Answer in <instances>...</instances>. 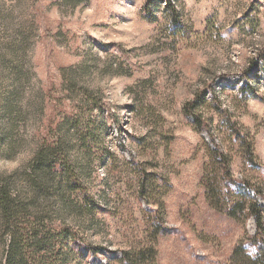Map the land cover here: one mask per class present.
Instances as JSON below:
<instances>
[{"label": "rangeland", "instance_id": "rangeland-1", "mask_svg": "<svg viewBox=\"0 0 264 264\" xmlns=\"http://www.w3.org/2000/svg\"><path fill=\"white\" fill-rule=\"evenodd\" d=\"M147 1L0 0V181L32 196L29 165L57 142L87 193L56 176L39 193L42 264H228L255 232L202 177L214 129L234 178L264 185V0H172L181 29Z\"/></svg>", "mask_w": 264, "mask_h": 264}, {"label": "trees", "instance_id": "trees-1", "mask_svg": "<svg viewBox=\"0 0 264 264\" xmlns=\"http://www.w3.org/2000/svg\"><path fill=\"white\" fill-rule=\"evenodd\" d=\"M163 11L170 20L171 27L181 29V19L177 7L172 0H160ZM153 0L145 5L146 14L153 16L151 8ZM193 101L186 106L185 114L189 118H197L195 125L202 130L203 122L199 107ZM219 133L211 129L210 161L205 166L202 183L207 200L213 207L223 209L237 221H245L252 217L255 222V232L245 234L235 246L228 264H264V185L252 183L247 176L242 179L234 178L230 154L218 142ZM238 142L244 137L239 132H233ZM248 153L253 156L254 146L251 138L247 142ZM60 143L43 145L34 156L29 167V182L32 187V196L25 197L12 190L10 183L0 181V264H42L46 252L51 247V234L44 230V225L37 221L35 209L39 193H47L54 188L50 177H58L61 191H72L87 198V193L80 184V179L74 171L66 169L65 161L59 154ZM151 202H148L150 205ZM33 210V211H32ZM73 244L77 243L75 236H69ZM58 246V245H57ZM49 252V251H48ZM124 264H135L126 257Z\"/></svg>", "mask_w": 264, "mask_h": 264}]
</instances>
